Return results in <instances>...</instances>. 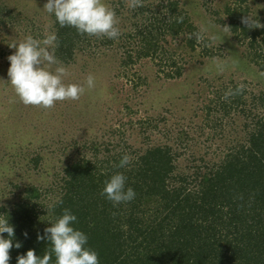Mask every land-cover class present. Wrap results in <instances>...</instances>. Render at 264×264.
I'll use <instances>...</instances> for the list:
<instances>
[{
    "label": "trees",
    "instance_id": "16d2710c",
    "mask_svg": "<svg viewBox=\"0 0 264 264\" xmlns=\"http://www.w3.org/2000/svg\"><path fill=\"white\" fill-rule=\"evenodd\" d=\"M146 1L122 2L114 11L131 22L129 29L122 31L120 42L104 36L100 41L124 48L123 67L148 58L165 77L180 78L185 66L178 61L184 60L178 50L202 47L201 53L208 55L207 42H198L197 26L180 0ZM246 16L255 22L251 27L243 22ZM53 21L58 38L55 56L60 62L69 63L78 50L90 47L93 36L61 27L55 16ZM220 22L246 45L247 58L264 72V2L258 9L248 0H230ZM220 89L215 97L218 105L208 106L207 115L216 109L224 117L234 110L250 119L241 142L226 146L217 159L201 156V164L192 165L186 158L183 168L177 161L179 150L170 144L135 152L131 164L119 168L121 157L131 152L108 147L101 151L93 143V158H80L64 168L61 189L48 204L38 200L56 191L29 185L12 207L0 205V216L9 217L15 226L14 242L22 243L20 249L10 250V264L28 249L38 255L51 251L50 242L38 240L37 235L65 209L77 216L75 227L88 235V246L98 252L100 264H264V90L250 93L238 83ZM226 92L232 93L227 100ZM116 172L124 173L126 186L136 196L113 205L101 192ZM52 204L54 208L49 207ZM54 262L53 255L50 264Z\"/></svg>",
    "mask_w": 264,
    "mask_h": 264
},
{
    "label": "rangeland",
    "instance_id": "374dc122",
    "mask_svg": "<svg viewBox=\"0 0 264 264\" xmlns=\"http://www.w3.org/2000/svg\"><path fill=\"white\" fill-rule=\"evenodd\" d=\"M131 1L103 0L112 10ZM229 1L180 0L208 52L203 55L202 47L193 52L179 49L182 77H165L148 58L123 67L124 48L102 45L103 36H93L88 49L78 50L69 63L61 62L68 69L65 82L85 85V93L44 109L25 105L16 96L8 80V56L16 50L10 45L53 32L54 14L44 9L47 0H0V205L12 207L29 185L54 189L38 200L48 204L61 189L64 168L80 158H93V143L101 151L108 147L131 152V158L148 147L170 144L179 150L177 161L183 168L186 158L192 165L201 164V156L217 159L228 146L241 142L250 119L234 110L224 117L216 109L207 115L208 106L218 105L215 97L221 86L238 83L250 93L264 90V72L247 58L246 45L220 22ZM248 1L258 9L264 2ZM116 16L121 33L129 29L131 22ZM89 74L95 77L91 89L86 86Z\"/></svg>",
    "mask_w": 264,
    "mask_h": 264
},
{
    "label": "clouds",
    "instance_id": "9594fccd",
    "mask_svg": "<svg viewBox=\"0 0 264 264\" xmlns=\"http://www.w3.org/2000/svg\"><path fill=\"white\" fill-rule=\"evenodd\" d=\"M131 6L136 7L138 3ZM44 9L54 14L61 27H74L81 35L104 36L116 41L122 34L116 13L103 0H47ZM243 22L249 27L255 23L250 16ZM10 46L16 50L8 56V80L23 104L49 109L58 101L78 100L85 93V85L65 82L68 69L55 56L58 38L54 31L46 30L42 38L29 35ZM51 65H56L54 70ZM86 86L88 89L95 87L92 74L87 76ZM229 95L232 93L226 92L223 98L227 100ZM130 164L131 157L124 154L117 167L125 168ZM126 185L124 173L116 172L105 182L101 195L113 205L132 201L136 192ZM49 207L54 208L55 204ZM77 219L74 213L65 209L54 222L50 221L42 234L37 235L38 240L50 242L51 251L38 255L35 249H28L26 254L17 257L16 264H50L53 255L54 264H100L98 252L88 246V235L75 227ZM15 235V226L9 223V217L0 216V264H10V250L22 247L19 240L14 242ZM24 235L28 236L27 231Z\"/></svg>",
    "mask_w": 264,
    "mask_h": 264
}]
</instances>
